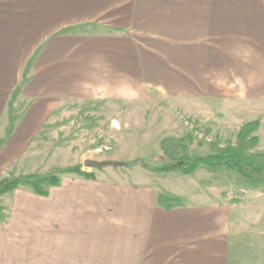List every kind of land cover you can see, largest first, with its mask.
<instances>
[{"label": "crops", "instance_id": "1", "mask_svg": "<svg viewBox=\"0 0 264 264\" xmlns=\"http://www.w3.org/2000/svg\"><path fill=\"white\" fill-rule=\"evenodd\" d=\"M260 71L264 0H0V183L47 174L30 140L48 107L21 124L27 98H169L214 110L231 134L235 119L264 118ZM201 170L236 184L199 193L151 185L169 173L94 174L49 197L9 193L0 264H264V185L206 166L181 178Z\"/></svg>", "mask_w": 264, "mask_h": 264}, {"label": "rangeland", "instance_id": "2", "mask_svg": "<svg viewBox=\"0 0 264 264\" xmlns=\"http://www.w3.org/2000/svg\"><path fill=\"white\" fill-rule=\"evenodd\" d=\"M263 74L260 71L259 98H264ZM243 90L246 89L243 87ZM83 99L85 100L68 94L67 98H27L19 103L16 113L21 124L30 120L34 108L40 105L48 107L44 111L41 126L36 128L30 140L38 158L36 170L48 173L79 165L83 171L99 176L113 174L125 177L144 173L156 176L160 173H153L146 167L172 164L161 147L164 139L191 138L181 155L205 156L211 152L212 145L216 142L221 146H225L227 142L235 144L236 130L248 121L235 119L232 128H235L234 132L226 134L221 126H214V122L218 121L210 118L214 115V110H205L204 113L196 109L190 110L185 104L173 102L169 98ZM260 124L261 128L256 135L261 142L254 150L256 153L264 152V118ZM176 133L179 137L174 138L172 135ZM87 160L115 162L119 165L101 170L88 169L84 167ZM169 174H174V177H159L151 185L162 187L163 190L199 193L205 190L212 193L230 190L236 184L226 172L212 177L206 175L211 173L201 170L192 179H182L180 172ZM75 179H78V175H64L62 184Z\"/></svg>", "mask_w": 264, "mask_h": 264}, {"label": "trees", "instance_id": "3", "mask_svg": "<svg viewBox=\"0 0 264 264\" xmlns=\"http://www.w3.org/2000/svg\"><path fill=\"white\" fill-rule=\"evenodd\" d=\"M261 127L260 122L253 121L245 124L237 137L236 143L227 142L221 146L219 142L212 145L211 152L205 156L187 157L181 155L186 150V143L191 138L164 139L161 142L163 152L172 160L167 166H147L153 173L180 172L184 175H192L206 166L210 169L226 168L251 184L264 185V152L256 153L259 138L256 135ZM79 175L88 180H94L95 175L82 170L81 166L60 168L44 175L18 176L0 183V198L19 189H27L35 195L49 197V188L60 187L62 176ZM0 221H6L3 207L0 205Z\"/></svg>", "mask_w": 264, "mask_h": 264}, {"label": "water", "instance_id": "4", "mask_svg": "<svg viewBox=\"0 0 264 264\" xmlns=\"http://www.w3.org/2000/svg\"><path fill=\"white\" fill-rule=\"evenodd\" d=\"M119 164L118 163H115V162H94V161H91V160H87L84 162V167L85 168H88V169H103V168H106V167H109V166H118Z\"/></svg>", "mask_w": 264, "mask_h": 264}]
</instances>
